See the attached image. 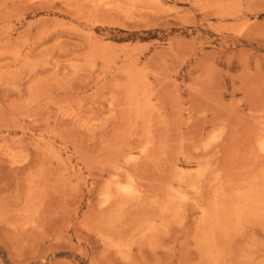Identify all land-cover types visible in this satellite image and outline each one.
<instances>
[{"label":"rangeland","instance_id":"1","mask_svg":"<svg viewBox=\"0 0 264 264\" xmlns=\"http://www.w3.org/2000/svg\"><path fill=\"white\" fill-rule=\"evenodd\" d=\"M0 264H264V0H0Z\"/></svg>","mask_w":264,"mask_h":264},{"label":"bare ground","instance_id":"2","mask_svg":"<svg viewBox=\"0 0 264 264\" xmlns=\"http://www.w3.org/2000/svg\"><path fill=\"white\" fill-rule=\"evenodd\" d=\"M122 188V191L124 192V193H130L131 192V190H134V189H132V187L129 185V186H123V187H121ZM259 209V208H258Z\"/></svg>","mask_w":264,"mask_h":264}]
</instances>
